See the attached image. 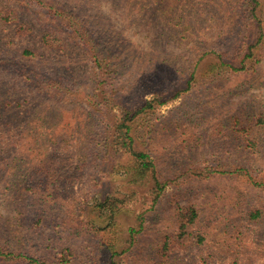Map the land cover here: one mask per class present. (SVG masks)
Wrapping results in <instances>:
<instances>
[{
    "label": "rangeland",
    "instance_id": "obj_1",
    "mask_svg": "<svg viewBox=\"0 0 264 264\" xmlns=\"http://www.w3.org/2000/svg\"><path fill=\"white\" fill-rule=\"evenodd\" d=\"M241 3L0 0V264H264V50L244 70L205 73L220 52L237 53ZM77 22L119 63L118 77L99 74L72 35L83 32ZM158 89L165 102L132 128L156 165L151 191L113 166L130 154L120 140L106 152L101 137L110 117ZM106 197L123 198L112 206L121 252L145 217L115 256L104 247L110 204L102 216L97 206ZM191 207L199 217L181 228Z\"/></svg>",
    "mask_w": 264,
    "mask_h": 264
},
{
    "label": "trees",
    "instance_id": "obj_2",
    "mask_svg": "<svg viewBox=\"0 0 264 264\" xmlns=\"http://www.w3.org/2000/svg\"><path fill=\"white\" fill-rule=\"evenodd\" d=\"M242 2V6L246 7L245 10L247 12L246 15L241 16V22H240V29L238 34V47L234 55L227 58L225 56V53L220 52L216 59H214L210 64L208 65V69L205 71V73H209L213 76V78H218L219 76H224L233 72L241 71L247 68L246 60H256L257 57L259 58L260 54H262V50H264V21L262 19V9L261 7L264 5L263 0H238ZM78 20L80 19V14H73ZM69 19H73V17H69ZM75 21V19H74ZM82 21V20H81ZM81 30H83L82 33L78 34L75 33L76 28H74V31H72V35L75 36V38L82 42L81 44L83 47H85L89 52L93 53L92 55L96 57V65L99 69L100 75H108L113 77V73L116 77L119 75V69L117 61H111L108 59V55L105 53H102V49L100 47H97V44L93 40V36L91 35L89 29L86 25L82 27L81 22L76 23ZM46 37V36H44ZM80 38V40H79ZM82 40V41H81ZM92 44L91 46H88ZM100 51V52H99ZM259 52V55H258ZM264 57V54L262 58ZM259 59V61H262L263 59ZM227 59V60H226ZM258 60V59H257ZM238 61L239 65H236L235 62ZM198 67V62H196L193 69H191L189 74V81L195 78L196 75V69ZM109 83H106L105 85H108ZM105 85H101L97 83L95 90L97 93L95 96L97 99L101 100V103L103 102V105L109 106L111 104L110 98L108 95H112V93H109V90L105 87ZM189 85H187V88ZM62 88V87H60ZM64 88V87H63ZM65 89V88H64ZM67 90V89H66ZM168 90V89H167ZM166 89H158L155 90V97L154 99L150 101H146L143 105L138 107L136 110L132 111L133 109H130L127 111V116L123 118V114L120 115L118 118V115H114L113 117L109 118V121L105 127V136L101 137L103 138V145L104 147H109L110 150L106 152H112V150H115V143L116 141L120 140L122 143L123 149L127 152H130L128 156V160L126 159L125 163L123 161H118L113 164V166H119L123 168V166L126 169V174L130 177L128 179V182H132L138 185H147L150 184L149 190L154 191L156 187L160 186V181L156 175L155 169L156 165L154 160L152 159L150 153H148L145 150H140V148L137 145L136 139L141 137V130H133L132 128L138 129L141 127V121L144 117H149L152 112H154L156 104H160L165 101H159V96L162 94H165L167 92ZM64 94V93H61ZM178 95L177 93H174L172 96ZM62 96V95H61ZM156 102V104H155ZM150 108V110H148ZM123 113V108L121 109ZM140 112H143L142 115H140ZM145 112V113H144ZM111 128H115V132L112 133ZM123 129H125L123 131ZM131 131V134L129 133ZM102 134V133H100ZM100 138V139H101ZM20 140H26V137H21ZM25 142V141H24ZM26 143V142H25ZM109 154V153H108ZM107 160H112L110 156L107 154L104 155ZM156 183V185H155ZM153 184V185H151ZM132 195V194H130ZM156 198L154 197L152 202L155 203ZM110 204V214H109V222H108V232L110 235L109 241L106 242L104 245L105 249L110 252V256H115L117 254H122L126 250H129L132 246L135 245L137 242L138 235L144 228V221L145 217H141V221L139 224V228H129V238L123 236V243H128L129 245L126 247V249H123L121 252L119 250L121 240L120 235L117 233L120 229L122 231L123 223L119 220L117 216H114V213H117L119 210L114 211L113 204H123V198H115V197H106L104 199V202L98 203L99 213L101 216L107 213L106 210V204ZM260 214L259 211H257L254 216H258ZM179 216L181 218V228H184L187 226L188 223L195 222L198 217L199 213L198 211L191 207L190 212H181L179 213ZM124 234V230H123ZM33 262H37V264H43L39 262L36 259H31Z\"/></svg>",
    "mask_w": 264,
    "mask_h": 264
}]
</instances>
